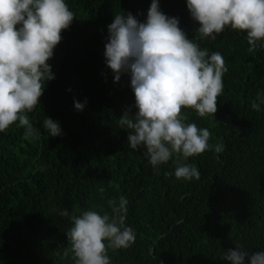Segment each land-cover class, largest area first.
Wrapping results in <instances>:
<instances>
[{
    "label": "trees",
    "instance_id": "trees-1",
    "mask_svg": "<svg viewBox=\"0 0 264 264\" xmlns=\"http://www.w3.org/2000/svg\"><path fill=\"white\" fill-rule=\"evenodd\" d=\"M67 3L75 19L49 61L55 79L28 113L35 135L26 137L18 122L0 133V264H75L70 216L110 213L107 201L121 195L137 239L129 249H109L112 264H226L224 251L237 244L264 250V105L252 108L264 89V47L251 51L246 34L230 28L199 41L225 58L224 92L215 116L182 112L211 131V144L226 147L189 158L201 176L182 181L175 160L154 169L145 149L128 144L119 119L135 112V95L127 75L114 82L104 56L114 16L131 13L143 22L152 0ZM159 4L195 38L199 24L186 0ZM74 101L86 102L84 110ZM45 118L59 122L61 136L50 137Z\"/></svg>",
    "mask_w": 264,
    "mask_h": 264
},
{
    "label": "clouds",
    "instance_id": "clouds-1",
    "mask_svg": "<svg viewBox=\"0 0 264 264\" xmlns=\"http://www.w3.org/2000/svg\"><path fill=\"white\" fill-rule=\"evenodd\" d=\"M194 21L199 24L195 38L180 27L152 0L143 22L124 12L108 25L105 62L114 75L130 78L135 95V112L127 109L119 126L128 132L133 150L145 149L154 169L175 160V177L199 180V168L188 163L206 151L222 153L225 145L210 143L207 127L188 122L187 112L199 117L215 116L218 98L224 92L228 67L222 53L209 52L199 41H215L226 29L246 34L250 50L264 47V0H186ZM75 13L67 0H0V133L17 124L25 136L37 131L28 113L40 104L48 82L55 79L49 61L70 28ZM264 89L258 91L252 108L261 110ZM83 111L86 102L74 101ZM50 137L62 135L59 122L44 119ZM169 176L173 173L169 172ZM110 213L86 210L79 215L63 208L72 226L66 232L75 264H112L109 249H129L137 233L126 221L129 200L121 195L107 201ZM67 254V253H66ZM226 264H264V250L250 251L237 244L224 251Z\"/></svg>",
    "mask_w": 264,
    "mask_h": 264
}]
</instances>
